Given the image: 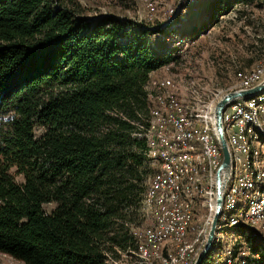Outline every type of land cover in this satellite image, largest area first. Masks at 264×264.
I'll return each instance as SVG.
<instances>
[{"label":"trees","instance_id":"obj_1","mask_svg":"<svg viewBox=\"0 0 264 264\" xmlns=\"http://www.w3.org/2000/svg\"><path fill=\"white\" fill-rule=\"evenodd\" d=\"M254 1L207 0L202 22L159 34L195 39ZM82 11L78 0H0V252L24 264H118L121 254L137 255L133 228L153 173L146 86L180 55L153 50L145 34L127 32L129 22L88 21Z\"/></svg>","mask_w":264,"mask_h":264},{"label":"bare ground","instance_id":"obj_2","mask_svg":"<svg viewBox=\"0 0 264 264\" xmlns=\"http://www.w3.org/2000/svg\"><path fill=\"white\" fill-rule=\"evenodd\" d=\"M261 72L264 74V66ZM261 76L259 70L246 74L241 79V88L255 86ZM146 91L149 117L144 134L145 157L153 173L148 177L140 211L151 218L152 225L137 234L136 254L143 260L151 259L160 264H192L208 232L204 229L197 233L195 207L199 204L205 207L208 219L216 207V171L222 152L214 129V109L206 104L202 109L188 110L175 94L164 92L163 80L150 79ZM245 104L252 105L254 118H249L251 108L232 111ZM221 121L230 170L221 194L215 229L216 226H238V220L264 218V155L259 149L264 144V93L249 99L229 100L221 113ZM237 126H240L242 161L238 146H233L232 141L233 129ZM168 172L169 187H166ZM159 191L163 196L158 197ZM219 237L220 234L213 235L215 240L223 239ZM167 240L173 244V251H168ZM219 250L211 245L204 264L212 256L219 259ZM232 259L235 257L219 263L230 264Z\"/></svg>","mask_w":264,"mask_h":264},{"label":"rangeland","instance_id":"obj_3","mask_svg":"<svg viewBox=\"0 0 264 264\" xmlns=\"http://www.w3.org/2000/svg\"><path fill=\"white\" fill-rule=\"evenodd\" d=\"M83 8L82 17L94 21L102 16L112 15L121 21L129 22L127 32L142 33L145 40L155 51L168 46V50L179 51L180 58L171 66L157 70L150 79L154 82H165V93L175 94L188 110L202 109L209 104L214 109L215 104L228 92L241 88V79L248 73L256 72L262 75L257 83L264 80L261 72L264 66V7L260 0L253 3L237 4L223 14L207 31L195 34V39H184L180 35L159 34L175 32L194 25V21L206 19L205 12H200L207 0H78ZM200 1L195 10L191 7ZM261 6V7H260ZM199 9V10H198ZM181 12L183 18L176 23V16ZM202 16V18H203ZM189 18V21H187ZM197 24V23H196ZM159 31V32H157ZM185 33V32H183ZM159 34V35H158ZM188 34V31L185 33ZM184 35V34H183ZM164 41L166 42L164 44ZM264 155V144L259 147ZM264 157V156H263ZM148 167V166H147ZM149 168V167H148ZM151 169V168H150ZM152 170V169H151ZM52 205H46L49 209ZM214 213V211H213ZM211 218L200 204L195 209L194 222L197 233L206 229L209 232ZM141 214V211H140ZM142 223L134 227L136 234H141L145 228L152 225L151 218L141 214ZM238 226L225 228L216 226L214 235L220 234L223 239H213L212 246L219 247V259L210 256L206 264L225 261L230 256L235 260L230 264H245L248 260L264 259V218L256 220H238ZM199 227V228H198ZM204 239L201 252L206 242ZM247 235L259 241L261 248H255V243ZM201 242V239L198 241ZM192 243V242H191ZM195 244V247L198 246ZM168 251H173V244L165 241ZM193 245V244H192ZM223 248L225 251H223ZM235 254V255H233ZM135 257L121 254L118 264H150ZM194 257L193 262L197 258ZM136 258V260H135ZM192 262V264H193ZM158 263V262H157ZM0 264H24L14 257L0 252ZM160 264V263H158ZM223 264V263H221Z\"/></svg>","mask_w":264,"mask_h":264},{"label":"water","instance_id":"obj_4","mask_svg":"<svg viewBox=\"0 0 264 264\" xmlns=\"http://www.w3.org/2000/svg\"><path fill=\"white\" fill-rule=\"evenodd\" d=\"M264 93V80L260 83L256 84L255 86L248 88V89H238L231 92H228L222 96L221 99L218 100V102L215 104L214 107V129L217 134L218 142L221 148L222 152V160L220 163V166L217 168L216 171V207L215 212L212 217L211 227L209 230V234L207 236V240L205 242V245L202 249V251L199 253L198 257L194 261L193 264H201L202 261L206 258L208 255V252L212 245L213 235H214V229L215 224L217 221V217L219 215L221 201H222V191L224 188V185L227 180V176L229 173L230 168V155L228 151V147L226 144V140L224 138L223 134V127H222V121H221V113L224 110L227 102L233 98H244L249 99L252 98L258 94Z\"/></svg>","mask_w":264,"mask_h":264},{"label":"built area","instance_id":"obj_5","mask_svg":"<svg viewBox=\"0 0 264 264\" xmlns=\"http://www.w3.org/2000/svg\"><path fill=\"white\" fill-rule=\"evenodd\" d=\"M256 84H258V83H256ZM240 108H251V116H249V118H254V115L252 113V105L245 104L244 106H240L238 108L232 109V111L233 110H239ZM232 111H231V114H232ZM246 120H248V118H246ZM246 120L243 121L241 123V125H244V123H246ZM239 128H240V126H237V128L233 129L232 141H233V146H238V155L240 156V159L242 161V154H241V144H242V142H241V138H239ZM211 156H213V155L211 154ZM229 170H230V168H229ZM166 187H169V172H168V181L166 183ZM161 196H163L162 195V191H159L158 192V197H161Z\"/></svg>","mask_w":264,"mask_h":264},{"label":"crops","instance_id":"obj_6","mask_svg":"<svg viewBox=\"0 0 264 264\" xmlns=\"http://www.w3.org/2000/svg\"><path fill=\"white\" fill-rule=\"evenodd\" d=\"M156 72V71H155ZM155 72H153L151 75H153Z\"/></svg>","mask_w":264,"mask_h":264}]
</instances>
